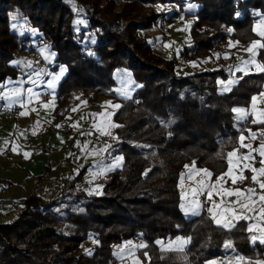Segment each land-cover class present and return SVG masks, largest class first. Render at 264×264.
<instances>
[{"label":"trees","instance_id":"16d2710c","mask_svg":"<svg viewBox=\"0 0 264 264\" xmlns=\"http://www.w3.org/2000/svg\"><path fill=\"white\" fill-rule=\"evenodd\" d=\"M69 3L83 10L88 30L99 39L88 51L81 44L83 33L74 32ZM167 3L178 9L166 12L162 6ZM187 3L198 9L189 29L193 46L183 51V59H204L227 38L242 44L257 39L253 24L264 17V0H131L120 10L115 0H0V83L16 78L9 63L17 52L30 51L26 39L9 28L10 19L26 18L56 53V64L67 70L57 89L56 118L70 111L73 92L86 103L99 97L119 102L114 117L118 142L111 154L123 157L122 168L105 179L101 196L75 189L83 171L54 200L36 195L37 179L16 218L0 224V264H111L112 246L133 237L146 245L137 251L143 264H203L237 255L252 264L264 261V244L251 242L245 224L227 230L204 216L185 219L180 211L184 165L194 162L215 176L225 172L226 153L246 127L233 109L247 107L264 85V74L238 76L227 94H219L217 80L226 79L222 70L179 76L176 58L153 51L139 31L191 17L183 12ZM257 60L264 65V49ZM117 69L130 71L139 86L131 101L115 96ZM178 236L189 237L188 250L157 246ZM91 237L97 245L86 256L80 246ZM229 241L232 247L226 248Z\"/></svg>","mask_w":264,"mask_h":264},{"label":"crops","instance_id":"0c3cea01","mask_svg":"<svg viewBox=\"0 0 264 264\" xmlns=\"http://www.w3.org/2000/svg\"><path fill=\"white\" fill-rule=\"evenodd\" d=\"M162 8L168 12L176 11L178 6L167 3ZM71 9L74 13V32L79 34L87 31L88 36L83 35L81 44L88 51L92 48L89 44L92 43L95 46L99 43V39L94 32L88 30L89 23L83 10L79 7L73 8V6H71ZM197 9L196 5L187 3L183 6V12L190 14L191 17L187 19L181 18L172 24H168V29L164 33L159 32L157 27L154 26L150 29L139 31V34L147 41L154 52L161 54L166 59L173 57L177 59L175 72L179 76L192 75L202 70H222L226 79L217 80L219 94H227L237 84H233L230 90H223V85L220 82L223 81L227 84L230 80L229 75L233 76L231 80L239 81L238 76L264 74V72L257 70L255 64L249 65L246 73L236 70L235 66H243V62L250 59H254L256 64H261L257 60L260 49L254 56L253 53H249L246 50L253 41L242 44L233 38H227L219 46L218 50H215L204 59H183V51L190 50L193 46L189 37V29L196 20L195 14ZM262 19L264 17L259 16L253 24V33L257 37L256 40L261 39L256 29ZM9 28L13 34L26 39L25 47L30 51L37 52L41 61L37 62L35 57L29 54L16 55L15 59L9 63L10 67L16 71V78H7L0 84H8L9 81H12L4 91H9L13 87H21L22 89L31 88L34 93H39L40 95L38 97L34 96L31 104H27L28 93L24 92L20 99L25 101L26 107H20L19 103H16L9 108V101L0 100V108L5 107L16 110V114L11 118H4L0 112V224L9 223L16 218L22 208L23 202L33 192L37 179L40 180L36 189V195L44 200H54L61 195L65 184L73 181L79 172L83 171L81 179L73 185L75 189L88 196H101L105 179L109 174L120 170L123 165V157L121 155L111 154V150L117 144L118 138L116 134L117 127L109 126L112 124L118 125L114 117L119 108L116 109L113 106L120 105V103L113 102L111 99L105 97H99L93 103H86L75 96L68 114L63 118H56V92L60 82L64 78L62 70L57 72H53L54 70H52L56 64V53L50 46L42 47L37 44V40L44 38L37 29L31 26L26 18L10 19ZM24 62L30 63L31 67H26ZM61 72L62 75L55 81V87L48 88L47 81L53 79L55 75ZM36 73H40V75L37 76ZM30 76L31 80L35 81V83L29 82ZM112 78L115 83L113 91L116 98L120 101H131L139 89V86L133 79L132 73L126 69H117L113 72ZM21 80L24 83L18 84ZM261 93H264V85H262ZM261 93L253 95L257 97L255 107H253V96L247 107H236L246 111L247 117L245 119H239V114L233 111L235 118L246 123V127L238 136L233 149L226 153L227 169L225 172L215 176L209 170L198 167L194 162L184 165L178 182V191L180 195V211L185 219L199 218L204 203L206 204L204 209L207 212V209L212 207V202L208 201L206 194L194 196L192 189L198 187L197 181L204 178L201 170L209 171L211 177L205 179L215 184L217 177L228 171L227 154L230 152L235 151L237 153V156L232 157L234 161L232 176H225L224 180L217 185V189L213 190L212 195V201L220 206L215 210L218 214L217 218H222L220 214L229 206L239 211V205L234 204L238 197L229 195L230 191L240 190L246 194L248 188L259 189V184L252 179L254 174L251 168L259 169L261 167L259 161L262 157L259 155V148L264 143V123L259 122L264 120V96ZM46 103L48 107H44ZM22 112H27V114L21 115ZM253 120L258 122L253 123ZM61 122L67 124V130L60 128ZM58 125L59 127H57ZM101 130L110 133V135H102ZM241 135L244 136L243 144L248 147L241 146ZM109 145L110 147H107ZM106 147L107 150L105 152L99 151ZM250 152L251 159L236 162L238 156H248ZM25 153L28 155L26 156ZM116 157L122 158L118 167L105 171L103 174H97L100 171V167L98 166L110 165L115 162ZM245 165L249 167L246 168L244 167ZM246 174H248V177ZM233 176L237 178L236 183L232 182ZM244 180H247L246 185L239 187L238 184ZM257 180L264 182V176L257 175ZM240 199L243 200V197H240ZM253 199L257 200V197L254 196ZM193 200L198 201L201 205L198 214L186 212L181 207L182 204L195 207L191 203ZM259 206L260 204L257 200L255 207L259 209ZM245 214L249 216L253 215L251 212H246ZM256 215H259L258 211ZM210 220L214 225L224 228L216 223L212 215ZM240 222L245 224L247 228L249 223L255 224L256 220L248 221L240 219L233 221L235 225ZM262 227H264V223H261L258 228L254 229V233L250 234L259 235L260 228ZM224 229L228 230L229 228ZM178 237L188 240V243L184 244L180 249L172 248L171 250H188L190 248L189 237ZM178 237L173 238V241ZM126 241L133 242L131 239ZM159 241L163 242L165 246L169 242L168 239ZM124 242L119 245H113L112 250L114 247L121 248ZM136 244L141 245L144 243L140 241ZM253 244L262 245L264 243H260L257 240ZM157 246L161 248L159 243H157ZM137 248L142 249L143 247ZM235 260L236 258L225 260L224 258L217 257L203 264H235ZM123 261H126V258ZM247 262V259H243L242 264H247ZM255 262L253 263L255 264ZM111 264H120V261L113 260Z\"/></svg>","mask_w":264,"mask_h":264},{"label":"snow or ice","instance_id":"6c2138e0","mask_svg":"<svg viewBox=\"0 0 264 264\" xmlns=\"http://www.w3.org/2000/svg\"><path fill=\"white\" fill-rule=\"evenodd\" d=\"M79 23V21H78ZM257 34L261 37L260 40H255L252 42V44L246 49L249 53H253V56L258 52L259 49H264V19L261 20L260 24L257 26ZM19 63V62H17ZM26 67H31V64L28 62H24ZM255 64V67L257 68L258 71L264 72V65L261 64H256L254 59H250L248 61H244L243 62V66L237 65L236 70L237 71H241V72H247V68L249 65ZM37 76L40 75V73H36ZM62 75V72L60 74H57L53 77V79H50L47 81V86L48 88H54L55 87V81L58 80L60 78V76ZM29 82L31 83H35V81L31 80V76L29 78ZM238 81L236 80H229L227 82V84H225L223 81H221L220 83L223 85V90H230L231 86L235 83H237ZM12 81H9L8 84H11ZM24 81L21 80L18 82V84H23ZM8 84H0V100H4V101H9L10 104L8 105L9 108L16 103H19L20 107H26V103L25 101L21 100L20 97L24 94V92L28 93V98H27V104H31L33 97L34 96H39V93H34L33 90L31 88L29 89H22L21 87H13L11 88V90L9 91H4V89L8 88ZM262 96H264V93H261ZM257 97L253 96L252 97V101H253V107H255V103H256ZM44 107H48V104H44ZM114 108L118 109L120 107V105H114ZM234 112L238 113V118L239 119H245L247 117V113L244 109H233ZM27 112H22L21 115H26ZM258 121L253 120V123H257ZM260 123H264V120L259 121ZM95 126V125H94ZM110 127H119V125H109ZM59 127V125L57 126ZM91 134V133H89ZM101 134L102 135H110V133H106L103 132V130H101ZM244 141V136L241 135L240 136V142H241V146L242 147H248L247 145L243 144ZM107 147H110L107 146ZM107 147L104 149H100V152H105L107 150ZM25 155L27 156L28 154L25 153ZM259 155L262 157V159L259 161L261 164V167L259 169H256L254 167L251 168V171L253 172V176L252 179L254 182L259 184V189L261 190L262 193H264V182H260L257 180V175L259 176H264V143H262L260 145L259 148ZM228 156V171L226 173H224L223 175L217 177L215 184L210 183L208 179L205 178H210L211 177V173L207 170H201L203 172V177L202 179H200L199 181H197V185L198 187L193 188L192 189V193L193 195H204L206 194L207 199L209 202H212V207H209L207 210L208 212L212 215V218L216 221V223L224 228H233L235 227V223H233V221L235 220H240V219H244V220H248V221H252V220H256V223H249L248 227H247V231L249 233H254V229L258 228L260 226L261 223H264V194H259L257 196V190L254 188H248L246 190V194L245 192H241L240 190H234V191H230L228 194L229 195H235L238 197L237 201L234 202V204L239 205V211H236V209L232 206H229L228 208L224 209V212L221 215L222 218H217V213H216V209L219 208L220 206L217 205L215 202L212 201V195H213V190L217 189V185H219L223 180L225 176H232L233 173V168L232 165L234 163L232 157L237 156V153L234 152H230L227 154ZM251 159V152L249 153L248 156H238L237 157V163L240 160H249ZM122 158L121 157H116L115 158V162L107 165V166H98L100 167V171L97 174H103L105 171H109L112 170L115 167H118L120 165ZM188 167V166H186ZM244 167H249L248 165H245ZM242 178V177H241ZM236 177H232V182L236 183ZM91 194V193H90ZM256 196L257 200L259 201V209H257L255 207V204L257 202V200H254L253 197ZM240 197H243V200L240 199ZM192 204L195 205V207H191L190 205H186V204H182L181 207L186 211V212H192L193 214H198L199 212V208L201 207V205L199 204L198 201L193 200L191 202ZM259 213V215L257 216L256 213ZM246 212H251L253 213V215L249 216L246 215ZM230 214V215H227ZM257 240H259L260 243H264V227L260 228V233L259 235L256 234H252L251 235V241L252 243H256ZM157 243H159L161 245V248L165 251L171 250L172 248H177L180 249L183 247L184 244L188 243V240L184 239V238H180L178 237L175 241H169L168 245L165 246V244L161 241H157ZM128 244L130 245L131 242H128ZM133 247H146V245L141 244V245H135ZM226 248H231L232 244L231 242H226L225 244ZM146 255V254H145ZM243 262V257H239L237 255L236 260H235V264H242ZM135 264H139V261H136ZM247 264H252L251 261L247 262ZM255 264H264V261H256Z\"/></svg>","mask_w":264,"mask_h":264},{"label":"rangeland","instance_id":"374dc122","mask_svg":"<svg viewBox=\"0 0 264 264\" xmlns=\"http://www.w3.org/2000/svg\"><path fill=\"white\" fill-rule=\"evenodd\" d=\"M116 1V6H117V10H120L122 8V5L127 2V1H131V0H115ZM69 5L73 6V8L78 7L76 3H69ZM157 11H161L160 7H158L157 5L155 6ZM155 26L157 27V30L159 32L164 33V31H167L168 29V23H166L165 21H159L158 23L155 24ZM154 27V26H153ZM152 28V27H151ZM84 36H88L87 31L83 32ZM44 39H39L37 40V44L42 46V47H47L45 44H42L41 42ZM45 41V40H44ZM225 42V41H224ZM223 42V43H224ZM222 43V44H223ZM89 45H91V47H93L92 43H90ZM219 46H221V44H216L213 49L210 51V55L211 53H213L215 50H218ZM18 54H22L17 52L16 55ZM39 55V54H38ZM209 55V56H210ZM40 57V56H39ZM36 59V58H35ZM37 60V59H36ZM37 62H40L37 60ZM52 70H54L53 72H57L59 70H62L64 72L63 77H65L67 70L64 66H58L57 64H55V66L52 68ZM223 80V79H222ZM57 93V92H56ZM78 97L79 99V93L77 92H73L71 94V101L74 100V98ZM97 241H95L94 238H88L86 241H84L81 246H80V252L83 253L86 256H92L94 249L97 245L96 243ZM137 245L134 242H131V244H128V241H125L122 245L121 248H117L114 247L112 250V256H113V260H117L120 261V264H135L136 261H139V264H142V260L139 258L137 251L139 250L137 247H133ZM126 258V261H123V259ZM112 263V262H111Z\"/></svg>","mask_w":264,"mask_h":264},{"label":"built area","instance_id":"2783aa9c","mask_svg":"<svg viewBox=\"0 0 264 264\" xmlns=\"http://www.w3.org/2000/svg\"><path fill=\"white\" fill-rule=\"evenodd\" d=\"M165 22H166V21H165ZM41 43H42V44H45L47 47L50 46V45L47 43V41H44V40H43ZM19 53L32 55V56H34L38 61H41V59H40V57H39V55H38L37 52H34V51H28L27 49L23 48V49H21V50L19 51ZM228 77H229L230 79L233 78V76H231V75H229ZM42 99H44V98H42ZM138 103H139V100H138V99H135V100H134V104H135V105H138ZM0 112L2 113V115H3L4 118H11V117H13V116L16 114V110L13 109V108H12V109H8V108H5V107H1V108H0ZM60 128H61V129H64V130H67V129H68V126H67V124H66L65 122H61V123H60ZM257 193H258V194H264V193L261 192L260 189H257ZM205 206H206V204L204 203V204H203V209L201 210V216H204V217L207 218V219H211V215H210V214L204 209ZM131 240H132L133 242H136V243H139V242H140V239H139L138 237H133ZM168 240H169V241H173V238H169Z\"/></svg>","mask_w":264,"mask_h":264}]
</instances>
